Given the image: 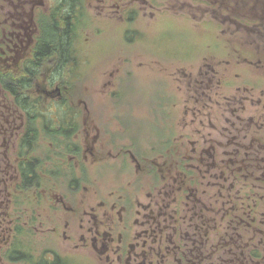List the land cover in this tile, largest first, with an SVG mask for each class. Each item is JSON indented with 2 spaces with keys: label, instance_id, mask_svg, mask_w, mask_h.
I'll use <instances>...</instances> for the list:
<instances>
[{
  "label": "flooded vegetation",
  "instance_id": "1",
  "mask_svg": "<svg viewBox=\"0 0 264 264\" xmlns=\"http://www.w3.org/2000/svg\"><path fill=\"white\" fill-rule=\"evenodd\" d=\"M135 2L153 7L99 3L113 22ZM249 5L263 19L252 85L203 59L194 77L177 69V103L171 87L140 92L136 55H118L94 104L76 98L95 63L79 8L0 0V264H264V0Z\"/></svg>",
  "mask_w": 264,
  "mask_h": 264
},
{
  "label": "rangeland",
  "instance_id": "2",
  "mask_svg": "<svg viewBox=\"0 0 264 264\" xmlns=\"http://www.w3.org/2000/svg\"><path fill=\"white\" fill-rule=\"evenodd\" d=\"M123 1L130 4L135 0ZM149 1L152 8L139 2L133 4V13L127 15V18H133L132 21L115 16V20L109 22L100 10V0H82V6L76 11L82 13L79 15L82 23L78 26L75 39L79 44L84 42L89 46L95 63L93 73L84 74L76 81L77 99L94 104L109 101L105 82L108 70L118 64L115 62L118 55H139L132 58L131 69L135 77V82L133 79L132 82L140 92L148 95L151 91L171 87L177 103L185 102L186 95L183 93L188 86L186 76L177 69H183L194 77L203 59L220 65L221 74L226 72L235 77L237 73L239 82L252 85L254 81L250 79L255 75V69L244 57L249 56L252 49L254 52L259 50V55L263 54L260 47L253 46L256 41L261 43L263 33L258 26L262 15L257 12L252 14L249 0ZM125 29L126 37L123 36ZM125 38L139 42L136 46H123ZM150 42L154 48L150 47ZM111 44L117 46L108 47ZM103 55H113L115 59L107 62ZM173 73L176 74L169 86ZM254 84L260 86L257 82Z\"/></svg>",
  "mask_w": 264,
  "mask_h": 264
},
{
  "label": "trees",
  "instance_id": "3",
  "mask_svg": "<svg viewBox=\"0 0 264 264\" xmlns=\"http://www.w3.org/2000/svg\"><path fill=\"white\" fill-rule=\"evenodd\" d=\"M64 1H65V3H67L71 7V9L69 10L70 13H74L75 7L80 8L82 6V0H64ZM73 28H74L73 25L70 23L69 20H67V22L65 24V28L63 27L60 31L59 38L61 41L62 50L64 52H66V50L68 48V40L71 39L72 32L74 31ZM57 34H58V31H57ZM53 37H55V36L52 35L50 37V38H52V42H51L52 47L55 46V43H54L55 38H53ZM47 45H49V44H47Z\"/></svg>",
  "mask_w": 264,
  "mask_h": 264
}]
</instances>
